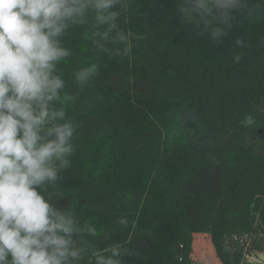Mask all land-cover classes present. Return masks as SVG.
Returning a JSON list of instances; mask_svg holds the SVG:
<instances>
[{"label":"trees","instance_id":"trees-1","mask_svg":"<svg viewBox=\"0 0 264 264\" xmlns=\"http://www.w3.org/2000/svg\"><path fill=\"white\" fill-rule=\"evenodd\" d=\"M180 2L125 0L127 54L87 26L63 37L78 148L49 193L106 230L100 247L127 240L126 264H244L264 250V0H242L219 39Z\"/></svg>","mask_w":264,"mask_h":264},{"label":"clouds","instance_id":"clouds-1","mask_svg":"<svg viewBox=\"0 0 264 264\" xmlns=\"http://www.w3.org/2000/svg\"><path fill=\"white\" fill-rule=\"evenodd\" d=\"M122 5L125 0H0V264H126L127 240L100 247L106 230L49 193L78 148L70 117L75 98L59 68L72 55L63 37L87 26L85 38L97 48L123 43L129 53ZM241 6L242 0H181L179 12L219 39ZM96 71L88 63L73 79L83 88Z\"/></svg>","mask_w":264,"mask_h":264},{"label":"rangeland","instance_id":"rangeland-1","mask_svg":"<svg viewBox=\"0 0 264 264\" xmlns=\"http://www.w3.org/2000/svg\"><path fill=\"white\" fill-rule=\"evenodd\" d=\"M209 247L211 248L212 252L214 253V247L213 244L209 241V246L205 245V248ZM208 252V251H207ZM210 255V254H209ZM263 258H264V250L261 252H257L255 254H251L247 257V260L244 264H254L256 262L260 263V264H264L263 262ZM212 264H215V262H212Z\"/></svg>","mask_w":264,"mask_h":264},{"label":"built area","instance_id":"built-area-1","mask_svg":"<svg viewBox=\"0 0 264 264\" xmlns=\"http://www.w3.org/2000/svg\"><path fill=\"white\" fill-rule=\"evenodd\" d=\"M263 262H264V258H263ZM254 264H260V263L256 262V263H254Z\"/></svg>","mask_w":264,"mask_h":264}]
</instances>
